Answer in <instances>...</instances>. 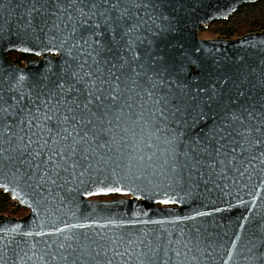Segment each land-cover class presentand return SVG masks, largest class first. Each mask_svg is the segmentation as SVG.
Returning a JSON list of instances; mask_svg holds the SVG:
<instances>
[{
	"label": "water",
	"instance_id": "water-1",
	"mask_svg": "<svg viewBox=\"0 0 264 264\" xmlns=\"http://www.w3.org/2000/svg\"><path fill=\"white\" fill-rule=\"evenodd\" d=\"M256 1L0 0V264H264Z\"/></svg>",
	"mask_w": 264,
	"mask_h": 264
},
{
	"label": "trees",
	"instance_id": "trees-1",
	"mask_svg": "<svg viewBox=\"0 0 264 264\" xmlns=\"http://www.w3.org/2000/svg\"><path fill=\"white\" fill-rule=\"evenodd\" d=\"M262 30H264V0H258L243 4L228 19L213 21L206 29L201 30L200 36L207 38H236L249 32ZM30 57H32L30 54L21 52L9 53V59L21 65H24ZM27 212L28 210L20 206L9 194L0 190V216L22 217Z\"/></svg>",
	"mask_w": 264,
	"mask_h": 264
},
{
	"label": "flooded vegetation",
	"instance_id": "flooded-vegetation-1",
	"mask_svg": "<svg viewBox=\"0 0 264 264\" xmlns=\"http://www.w3.org/2000/svg\"><path fill=\"white\" fill-rule=\"evenodd\" d=\"M20 53V52H19ZM32 57H30L27 61H26V63L28 62V61H30V60H34V59H38V57H36V56H34V55H31ZM14 62V61H13ZM14 63H17V62H14ZM26 63L24 64V65H26ZM17 64H19V63H17ZM21 65V64H20ZM116 197H118V196H116V195H113L111 198H116ZM99 198V197H98Z\"/></svg>",
	"mask_w": 264,
	"mask_h": 264
},
{
	"label": "snow or ice",
	"instance_id": "snow-or-ice-1",
	"mask_svg": "<svg viewBox=\"0 0 264 264\" xmlns=\"http://www.w3.org/2000/svg\"><path fill=\"white\" fill-rule=\"evenodd\" d=\"M201 91H203V89H201ZM115 191H119V189H115ZM165 203H167V201H165ZM97 255H98V253H97ZM65 259H67V257H65ZM73 264H76V261H73Z\"/></svg>",
	"mask_w": 264,
	"mask_h": 264
},
{
	"label": "rangeland",
	"instance_id": "rangeland-1",
	"mask_svg": "<svg viewBox=\"0 0 264 264\" xmlns=\"http://www.w3.org/2000/svg\"><path fill=\"white\" fill-rule=\"evenodd\" d=\"M205 38H207V37H205ZM117 196V195H116ZM119 197V196H118ZM103 198V197H102ZM101 198V199H102ZM105 199H114V198H111V197H105ZM28 213V212H27ZM10 217H12V216H10Z\"/></svg>",
	"mask_w": 264,
	"mask_h": 264
}]
</instances>
